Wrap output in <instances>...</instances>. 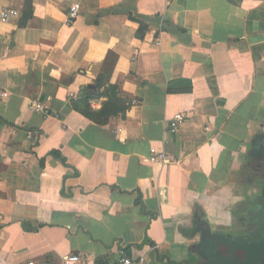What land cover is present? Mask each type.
<instances>
[{
    "label": "crops",
    "instance_id": "obj_1",
    "mask_svg": "<svg viewBox=\"0 0 264 264\" xmlns=\"http://www.w3.org/2000/svg\"><path fill=\"white\" fill-rule=\"evenodd\" d=\"M5 8L19 16L0 21V264H113L121 250L200 264L204 233L247 236L263 201L248 175L264 134V0H0V18ZM104 69L133 104L101 125L82 111ZM152 148L170 162H143Z\"/></svg>",
    "mask_w": 264,
    "mask_h": 264
},
{
    "label": "water",
    "instance_id": "obj_2",
    "mask_svg": "<svg viewBox=\"0 0 264 264\" xmlns=\"http://www.w3.org/2000/svg\"><path fill=\"white\" fill-rule=\"evenodd\" d=\"M258 139L259 144L253 140L249 145L250 153L255 151L256 155L250 162L248 175V181H254L263 193L262 207L254 212L256 221L248 225L252 228L246 237L236 239L231 235L204 233L201 249L205 261L200 264H264V134Z\"/></svg>",
    "mask_w": 264,
    "mask_h": 264
},
{
    "label": "built area",
    "instance_id": "obj_3",
    "mask_svg": "<svg viewBox=\"0 0 264 264\" xmlns=\"http://www.w3.org/2000/svg\"><path fill=\"white\" fill-rule=\"evenodd\" d=\"M170 1V0H169ZM81 6L80 4H74L70 8V12L68 14V23H74L77 18L80 16ZM19 16V11L5 8L1 13L0 21L2 23H8L12 18H17ZM6 94H3V97H6ZM30 109L39 112L43 115L45 119L55 117L59 118L58 114H54L48 108H46L39 100L34 99L30 103ZM188 119V116L182 113L176 114L168 124V129L171 132H177L181 125H183ZM32 135L29 134V138ZM145 163L150 164H161L166 165L170 162L168 155L161 150L156 148H152L150 152V156L143 160ZM26 264H94L91 262V256L82 255V254H72L64 257L61 262H51V261H35L31 260ZM113 264H149L146 257H131L125 251H120L119 259Z\"/></svg>",
    "mask_w": 264,
    "mask_h": 264
},
{
    "label": "trees",
    "instance_id": "obj_4",
    "mask_svg": "<svg viewBox=\"0 0 264 264\" xmlns=\"http://www.w3.org/2000/svg\"><path fill=\"white\" fill-rule=\"evenodd\" d=\"M144 34L145 31L141 28V31L139 32V37H143ZM108 75L109 71H105L104 69L103 74L100 76V81L98 84V93H96L94 97L91 98L95 99L106 97L108 101L103 105L100 111L94 112L89 106V102L91 101V99L88 98L84 102L85 110L82 111L87 118L101 125L109 123L112 117H117L119 115L126 114L128 109L133 104V102L119 96L118 88L116 86L108 84ZM102 88L104 89L102 90Z\"/></svg>",
    "mask_w": 264,
    "mask_h": 264
}]
</instances>
